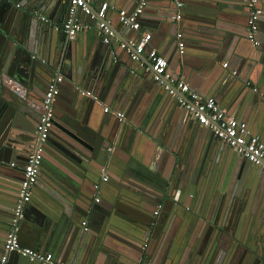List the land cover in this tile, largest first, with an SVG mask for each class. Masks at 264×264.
I'll list each match as a JSON object with an SVG mask.
<instances>
[{
  "label": "water",
  "instance_id": "water-1",
  "mask_svg": "<svg viewBox=\"0 0 264 264\" xmlns=\"http://www.w3.org/2000/svg\"><path fill=\"white\" fill-rule=\"evenodd\" d=\"M180 1L182 9H186L187 1L186 4ZM169 2L168 12L154 23L183 22L182 14L179 21L172 19L175 8ZM191 3L195 8H207L203 15L206 18L196 15L197 20L193 19L195 31L185 30L183 34L191 38L186 45L183 38L172 41V49H177L182 60V76L185 77L192 59L201 74L209 72L218 62L221 54L217 45L230 26L219 22L224 20L221 12L226 10L227 14L245 17L242 37L253 50L249 64H256L255 73L259 72L264 79V0L256 2L260 14L253 41L247 39L250 10L244 0H236V9L232 7L235 12L227 10L228 2L224 0H191ZM69 7L67 0H0V260L22 179V171L14 162L28 158L33 152L38 106L47 84L55 76H61L62 84L74 83V91L61 112L55 111L60 91L53 104V124L44 145L32 199L18 223V238L26 246L55 251L70 264H91L90 260L101 253L112 256L108 264H149L151 259L154 264H220L224 259L230 264H264V214L259 216L261 223L253 224L252 212L244 211L243 206L237 211L231 208L222 211V202L233 200L231 185L221 188L205 167L207 162L216 164L224 154L230 153L216 143L211 132L188 117V111L179 109L177 99L184 96L163 76L159 77L161 83L155 81L152 66L143 60V55L139 61L130 60L119 45L127 41L119 33L121 24L120 28H114L119 50L104 44L100 35L85 48L75 39L69 40L62 30ZM97 10L92 8L90 16H86L96 26ZM80 13L78 10L77 14ZM238 18L226 16L231 22ZM144 25L141 23V30ZM141 30L134 32L135 35ZM181 41L184 48L179 53ZM254 41L258 44L253 45ZM129 60L134 64L144 61L142 70L146 72L138 73ZM236 75L235 72L233 76ZM232 82L220 90V95L239 109L248 110L256 105L254 119H261L264 129V92L262 99L257 100L261 94L258 86L252 88L245 82L255 98L246 104L242 95L233 93ZM120 87L118 98L123 101L118 104L126 106L124 100L135 104L147 93L158 98L166 116L173 115L172 121L164 124L155 122L152 127L147 124L150 129L157 126L160 137L147 138L145 133L130 126L125 114L123 121H119L112 109L103 111L111 118L100 117L93 103L102 106L80 92L92 90L103 101L115 95ZM142 139L143 146L151 144L148 150L159 167L158 172L149 176L129 167L130 175L120 167L117 177L124 173L123 179L115 184L108 182L113 189L105 187L107 193L102 202L92 205L89 182L115 171L107 158L110 145L117 141L141 145ZM234 158L245 173L248 167L252 174L257 170L242 155ZM258 174L253 176L257 178L259 192L264 175ZM225 191L227 199L223 198L225 193L221 194ZM149 207H155V211L159 208L160 215H149ZM86 218L91 229L82 233L79 224ZM6 264L38 263L11 253Z\"/></svg>",
  "mask_w": 264,
  "mask_h": 264
},
{
  "label": "crops",
  "instance_id": "crops-1",
  "mask_svg": "<svg viewBox=\"0 0 264 264\" xmlns=\"http://www.w3.org/2000/svg\"><path fill=\"white\" fill-rule=\"evenodd\" d=\"M185 4L187 1V8L182 9L181 13L183 16V22L180 24H173L169 22L159 21L157 23H154V21L157 18H160L161 15L168 12L167 6L169 7L170 2L169 0H145L146 7L143 11V15L141 16V23L145 24L143 26V30H141L142 26L139 30L141 32L138 34V36L135 35L134 32L136 31H130L127 28H123L119 26L120 22L118 20V13L119 11H126L131 12L135 9L137 5V0H100V2H106L109 5V8L106 13V20L110 23V26L114 29L115 27L119 26V33L122 35V37L125 40L129 41H137L138 39L142 38L145 35H150V38L147 42L145 51L143 52L144 61L149 62L148 54L151 50H154L158 53V55L165 58L167 61V73L170 75V82L176 81V77L179 80L184 81L191 90L196 91L197 93L203 95V96H210L213 97L216 102L219 104V106L227 112V114L241 122H244L247 125L248 130L251 132L252 135H255L259 137L261 141L264 142V129L262 127V122L259 120L254 119L256 112L258 111L256 105H252L250 109L247 110V108H236V105L231 104L228 102V99L225 97H222L220 95V90H223L226 86H230V82L233 80L234 88L233 93H236L237 95H242L243 101L246 102V104L251 103V101L254 98L251 91L247 89L246 85L250 84V87H254L256 84L261 91V94L257 97V100L262 99V94L264 92V79L259 76V72L255 73V70L257 69L256 64L255 66H252L249 64L250 60L248 58L251 53H253V50L251 49V46L245 42V40L242 37V34L244 32V23H245V17H239L240 15H236L232 12L227 14L226 10H223L221 13L223 16H225L224 20L219 21L222 22L224 25H230L226 27L225 31L223 32L224 38L221 41V44H218V48L220 49V58L218 59V62H215L213 65V68L206 73H199L197 69L194 67L193 59L188 62L187 69H185V77L182 76L183 72L181 69V58L177 54V49H172V41L176 40V35L178 33L185 34V30H192L195 31L196 27H193L195 25L193 19H196V15L202 16V19L206 18L203 15L206 14L204 11H206L207 8L203 7H192L193 4L191 3V0H184ZM196 2V1H195ZM226 4V8L228 11L235 12L234 9H236V0H224V3ZM198 5V4H197ZM100 6V3L93 4L92 8L98 9ZM199 10H201V14L199 13ZM226 11V12H225ZM230 15L235 18H238L237 21H227L226 16ZM263 17V16H262ZM163 19V18H162ZM78 20L80 23H89L90 28L88 30H85L84 32L78 34L75 38V42L79 44L81 47L85 48L89 45V42L93 40L95 37L97 38L99 36L98 30L96 29V24L92 22L90 18H87L84 14L80 13L78 15ZM157 24V25H156ZM153 26H156V28H153ZM138 30V31H139ZM185 45L188 40L191 38L182 36ZM102 43V42H101ZM110 47H115L117 50H119V46L117 42H111ZM222 48V49H221ZM188 57H191L188 55ZM131 60V59H130ZM129 60V65L134 68L138 73H145L146 71L142 70L144 65L143 61V67L140 66V64H134ZM128 61V60H127ZM150 63V62H149ZM226 65V67H225ZM147 70V68H145ZM236 72V76H233V74ZM231 78L226 80L227 78ZM234 77V78H233ZM167 80V79H166ZM254 83V84H252ZM230 84V85H229ZM74 83L70 82H64L60 85V95L58 97V100L55 104V111L61 112L64 108V105L66 101L71 97L74 91ZM120 89L115 88L116 94H112L113 96L106 97L103 101L100 100V96L97 93H94L100 100L101 106L106 107L108 109H112L114 111L122 112L127 116V121L130 124L131 127H133L134 130L139 131L140 133H145L147 138H152L153 136L160 137V129L156 127L150 129L149 126L152 127V125L155 122H159L161 124H164L165 121H172V116L169 114V117L166 116L165 110L161 108V102H159L158 98L156 96H151L147 94H143V100H140L139 102L132 104L129 103V101H125L126 106L121 105V103H117L118 101L121 102L123 100H120L118 96H120ZM85 91H91L92 90H85ZM77 95V94H76ZM141 99V98H140ZM93 103V102H92ZM93 105L96 108V111L100 117H106L111 118L110 115H105L103 113V110L101 107H98L95 103ZM179 106V104H178ZM123 108V109H120ZM125 108V109H124ZM179 109L183 111V108L179 106ZM251 114L248 115L250 113ZM178 111V110H177ZM179 113V112H178ZM177 115V114H176ZM190 116V114L188 115ZM176 119V118H175ZM112 120H114V117H112ZM177 120V119H176ZM38 118L35 122L37 124ZM195 122V121H194ZM141 127L142 130H139L138 128ZM93 129L95 127H92ZM144 128V129H143ZM161 128V127H160ZM145 130V132H143ZM155 131V132H154ZM208 133L209 130L206 129ZM87 132L91 134L88 130ZM153 139V138H152ZM217 140V139H216ZM141 145H135L122 143L120 141H117L115 144L110 145V152L108 153V163L110 164L111 168H113L115 171L111 172V175L102 174L100 177L96 178L93 182L90 181L89 185V192H90V203L92 205L99 204L102 202L103 196L106 195V191L104 190L105 187H111L108 182L117 183V180L125 175V170H128L129 174L131 175L129 171V167H132L136 170H139L141 173H144L146 175H154L158 172L159 167L158 165L153 161L152 159V153L149 152L148 148L151 146L150 143H148V147L143 146V139L141 140ZM156 142V141H155ZM218 144L223 145L224 149H226L230 155L224 154L222 158L218 160L216 164L208 163L205 164V167L207 172L210 173V175H213V178H216L217 182L220 183V187L223 189H227V187H224L225 184L228 186L230 183L231 188L230 192L233 193L232 197L233 200H230V202H222L221 210L226 212L228 209L231 208V210H239L240 208L244 211L252 212L251 215V222L253 224L261 223L260 215L264 214V185L260 187V190L258 192V185H257V178L253 176L254 173L262 174L260 170H254L253 174L251 172V168L248 167L245 173V170L242 169L240 165H238L237 160L234 158L237 156L236 152L233 151L231 148H229L227 145L223 144L222 142L218 141ZM147 145V144H146ZM45 154L47 155V148L45 147ZM27 160V157H22L20 160H16L14 163L17 165L18 169H22V167L25 165ZM210 166V167H209ZM120 167H123L124 169L121 170L124 172L121 177H117V173L119 174L118 170L121 169ZM247 167V165H245ZM40 171V169H39ZM113 173V174H112ZM121 173V172H120ZM258 174V175H259ZM264 175V174H262ZM107 177V180L105 182H101L102 177ZM123 179V177H122ZM226 181V183H225ZM143 183V182H142ZM99 184V190L96 192L94 190V185ZM112 188V187H111ZM36 189V187H35ZM113 189V188H112ZM41 194L44 192L42 190H39ZM257 192L258 196L257 197ZM33 193V192H32ZM223 198L226 196L225 199H227L228 192H221V194H224ZM230 196V195H229ZM261 196V197H260ZM99 198V202H95L96 198ZM32 199V198H31ZM233 205V206H232ZM149 215L158 217L160 215V210L158 211L157 215H154L155 207H149L148 209ZM234 211V212H235ZM248 212V213H249ZM138 216H142V213H139ZM82 222H85V226L82 225ZM80 231L82 233L88 232L91 229V223H89L88 218L83 219L80 224ZM86 232V233H87ZM6 236V235H5ZM5 238H3L4 240ZM19 244L22 247L30 248L26 246L22 239L18 238ZM148 242L147 240L145 243ZM38 252L42 253H50L52 254L54 260L59 263L63 264H70L65 263L63 259H61V256L55 252V251H42L39 249H33ZM112 260V256L110 254H104L101 253L97 258H92L90 260L91 264H108ZM149 264H154V260L151 259ZM220 264H230V261L228 259H224L220 262Z\"/></svg>",
  "mask_w": 264,
  "mask_h": 264
},
{
  "label": "built area",
  "instance_id": "built-area-1",
  "mask_svg": "<svg viewBox=\"0 0 264 264\" xmlns=\"http://www.w3.org/2000/svg\"><path fill=\"white\" fill-rule=\"evenodd\" d=\"M174 4L173 20L179 21L181 18V10L183 4L180 0H170ZM69 4L68 18L62 25L63 33L69 40H74L76 36L91 26L89 23H80L78 20V10L87 16L91 14L92 5L100 3L96 12L99 22L96 26L98 34L104 44L111 42H118L116 31L110 26L106 20V13L109 5L100 0H67ZM246 6L250 10L247 26L249 28L247 39L253 41V36L258 30L257 20L260 10L256 8L257 0H244ZM135 9L131 12L124 10L119 11L118 20L123 28L132 31H138L141 27V16L146 7L145 0H137ZM182 33L176 35L177 39H182ZM150 35H145L137 41L127 40L125 43L120 42V48L125 50L132 61H139L141 55L145 51ZM258 42H253L257 45ZM184 48V43H178V51L181 53ZM149 62L152 66L154 80L159 81V77L169 80L170 75L167 73V61L164 57L158 55L157 52L151 50L148 54ZM143 67V63H139ZM148 70V69H147ZM62 77L55 76L47 84L46 91L43 94L41 103L38 106V121L35 127V144L34 150L28 156L25 165L22 167V179L19 186L18 195L16 197L15 206L13 209V216L10 223V228L6 233L4 239L3 256L0 264H6L8 255L16 253L21 256L29 258L30 261L38 264H63L56 262L50 253H42L33 249L22 247L18 241V223L21 220L24 207L29 203L32 195V190L36 182V177L41 163L44 145L50 133L53 124V104L59 95V88L62 84ZM175 89H177L184 97L178 98V104L189 112L192 119L201 127L209 130L218 141L227 145L237 154L242 155L251 165L252 168L260 170L264 174V142L259 137L252 135L248 130L247 125L227 114L216 100L210 96H203L196 91H193L182 80L171 82ZM171 95H175L169 86H165ZM81 95L91 99L94 102L101 104L99 98L91 91H80ZM108 108L104 107V112H108ZM113 115L123 121L124 114L118 111H112ZM14 163L11 164L13 166ZM107 177H102L101 182H105ZM94 190L98 192L99 184L94 185ZM99 202V198L95 199ZM159 208L154 212L157 215ZM85 226V222H82Z\"/></svg>",
  "mask_w": 264,
  "mask_h": 264
}]
</instances>
